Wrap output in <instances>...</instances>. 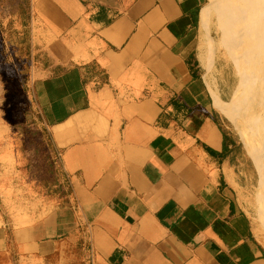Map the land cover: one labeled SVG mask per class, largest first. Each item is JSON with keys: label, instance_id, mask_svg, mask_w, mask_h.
<instances>
[{"label": "crops", "instance_id": "0c3cea01", "mask_svg": "<svg viewBox=\"0 0 264 264\" xmlns=\"http://www.w3.org/2000/svg\"><path fill=\"white\" fill-rule=\"evenodd\" d=\"M209 1L28 0L47 63L31 90L63 192L0 216V264L74 251L82 264H264L254 167L216 106L228 85Z\"/></svg>", "mask_w": 264, "mask_h": 264}, {"label": "rangeland", "instance_id": "374dc122", "mask_svg": "<svg viewBox=\"0 0 264 264\" xmlns=\"http://www.w3.org/2000/svg\"><path fill=\"white\" fill-rule=\"evenodd\" d=\"M231 2L210 0L206 8V26L212 16L211 34L218 47L217 77L228 85L226 101L217 93L214 96L218 110L231 122L253 164L256 181L245 192L246 206L264 242V61H259L262 68L256 70L259 62L249 53L253 51L245 53L243 45L239 48L233 18L238 12ZM27 5L28 0H0V135L8 137L0 141V216L6 223L11 222L15 211L38 214L42 204L36 200L63 192L58 182L60 170L45 139L31 90L35 64L47 63L43 53L35 51ZM231 51L235 53L232 57ZM81 257L80 251H74L62 261L36 257L18 260L19 264H82Z\"/></svg>", "mask_w": 264, "mask_h": 264}, {"label": "bare ground", "instance_id": "6f19581e", "mask_svg": "<svg viewBox=\"0 0 264 264\" xmlns=\"http://www.w3.org/2000/svg\"><path fill=\"white\" fill-rule=\"evenodd\" d=\"M231 3L233 6H236V12H238V16L234 12L233 18L236 23V35H239L238 42H241L239 48L243 45L242 47L246 49L245 53H248L249 49L253 51L249 53L255 55L253 60L257 59V63L260 60L264 61V19L261 21V17L264 16V0H232ZM207 18L208 10L205 9L203 15L205 25L207 24ZM227 52L230 54V48L227 49ZM233 52L231 53V57L235 54ZM233 59L235 60V57ZM258 67L262 68V63L259 62L255 69L257 70Z\"/></svg>", "mask_w": 264, "mask_h": 264}, {"label": "built area", "instance_id": "2783aa9c", "mask_svg": "<svg viewBox=\"0 0 264 264\" xmlns=\"http://www.w3.org/2000/svg\"><path fill=\"white\" fill-rule=\"evenodd\" d=\"M53 152H54L53 155H54V159L56 161V164L58 165L59 169H61L62 168V164H61V153H60V151L55 150V149H54ZM66 182H68V179L67 178L65 180V186H64V188H66Z\"/></svg>", "mask_w": 264, "mask_h": 264}]
</instances>
